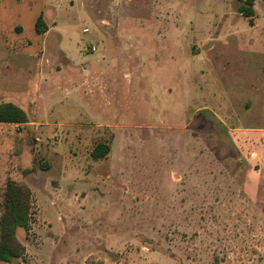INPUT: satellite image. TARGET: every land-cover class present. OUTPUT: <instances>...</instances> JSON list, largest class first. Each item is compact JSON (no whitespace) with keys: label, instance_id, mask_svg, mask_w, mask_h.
Wrapping results in <instances>:
<instances>
[{"label":"rangeland","instance_id":"obj_1","mask_svg":"<svg viewBox=\"0 0 264 264\" xmlns=\"http://www.w3.org/2000/svg\"><path fill=\"white\" fill-rule=\"evenodd\" d=\"M238 5L0 0V104L27 117L0 125V213L8 178L32 201L10 264H264V165L230 132L264 127V5Z\"/></svg>","mask_w":264,"mask_h":264},{"label":"trees","instance_id":"obj_2","mask_svg":"<svg viewBox=\"0 0 264 264\" xmlns=\"http://www.w3.org/2000/svg\"><path fill=\"white\" fill-rule=\"evenodd\" d=\"M237 11L241 17L253 25L254 3L258 0H237ZM264 5V0H261ZM37 34L46 32L43 18L40 15L34 26ZM27 117L17 106L11 103L0 104V124H25ZM109 152L105 144H97L91 156L104 158ZM31 191L24 180L6 179L2 195L0 213V263L10 264L22 257L24 246L16 238L17 228H28Z\"/></svg>","mask_w":264,"mask_h":264},{"label":"crops","instance_id":"obj_3","mask_svg":"<svg viewBox=\"0 0 264 264\" xmlns=\"http://www.w3.org/2000/svg\"><path fill=\"white\" fill-rule=\"evenodd\" d=\"M254 7L255 6H253V9ZM254 15H255V9H254ZM244 108L246 111H248L250 109L249 103H247L244 106ZM25 124H0V125H13L14 127H16ZM230 132L237 135V140L239 141L240 144L237 145L236 143V145L242 154V158L246 161L248 176L255 177L258 167L264 165L263 163L264 162V127L246 126L245 128H241L238 130L237 129L230 130ZM254 141L258 143L255 146H253L254 148L250 150L248 145L253 144ZM246 182H247V178H246ZM246 185H249V181L248 183H246Z\"/></svg>","mask_w":264,"mask_h":264},{"label":"built area","instance_id":"obj_4","mask_svg":"<svg viewBox=\"0 0 264 264\" xmlns=\"http://www.w3.org/2000/svg\"><path fill=\"white\" fill-rule=\"evenodd\" d=\"M91 50H94V48L92 47Z\"/></svg>","mask_w":264,"mask_h":264}]
</instances>
